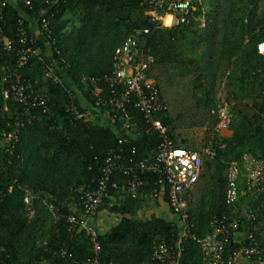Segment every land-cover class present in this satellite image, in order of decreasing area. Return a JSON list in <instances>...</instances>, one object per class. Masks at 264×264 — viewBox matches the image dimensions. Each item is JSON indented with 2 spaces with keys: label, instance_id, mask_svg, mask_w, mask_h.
Listing matches in <instances>:
<instances>
[{
  "label": "trees",
  "instance_id": "obj_1",
  "mask_svg": "<svg viewBox=\"0 0 264 264\" xmlns=\"http://www.w3.org/2000/svg\"><path fill=\"white\" fill-rule=\"evenodd\" d=\"M29 1L32 9L7 0L1 24L4 35L15 38L22 16L30 21L47 11L52 59L43 63L33 58L21 71L37 82V93L43 88L48 104L45 111L27 112L12 96L5 97V71L16 68L17 56L0 44V140L23 123L13 148L0 149V264H84L94 256L91 238L83 229L71 231L68 222L70 216L80 217L82 192L95 186L108 154L119 149L121 138L128 139L124 145L128 155L136 149L135 159L151 161L156 156L162 139L158 132H148L132 106L128 110L138 123L132 134L122 129L121 118L112 124V114L106 112L104 123L74 120L68 113L69 92L44 79L45 65L56 64L65 75L64 86L76 88L71 89L79 106L81 96L94 105L96 99L85 90L83 78L95 79L108 96L112 89L104 77L113 72L116 49L143 29L149 33L141 45L152 57L147 73L167 106L155 119L162 121L175 146L196 150L203 158L201 177L189 192L195 238L184 242L181 264H204L197 240L212 233L211 222L223 216L239 219L241 231L253 232L260 257L264 191H246L250 206L245 210H239V198L227 204L226 192L231 163H238L244 173L246 158L264 157V53L259 50L264 44V0H203L205 10L195 1V16L204 18V28L195 20L172 28L153 25L145 15L146 0ZM28 29L35 38L34 49L48 51L32 25ZM222 101L232 116L230 135L216 130ZM195 110L205 116L204 144L198 151L175 126ZM146 180L148 184L132 196L126 191L127 177L113 175L117 187L110 188L99 212L118 216L120 221L108 231L97 230L103 264H159L153 261V246L163 239L169 243L178 239V225L172 218L138 217L147 203L159 206L151 194L161 187L160 178L149 174ZM241 181L239 189L245 190L244 177ZM250 215L256 217L252 226ZM236 245L232 238L226 255Z\"/></svg>",
  "mask_w": 264,
  "mask_h": 264
},
{
  "label": "built area",
  "instance_id": "obj_2",
  "mask_svg": "<svg viewBox=\"0 0 264 264\" xmlns=\"http://www.w3.org/2000/svg\"><path fill=\"white\" fill-rule=\"evenodd\" d=\"M15 4L24 3L27 9H32L29 0H13ZM198 0H146V12L151 24L162 28H172L181 25H188L193 20L200 22V28L205 27L203 17L195 16L198 10L194 4ZM7 0H0V44L8 53L17 56L15 69L5 71L4 82L8 84V89L4 95L6 98L12 96L13 99L24 105L27 112L37 108H47V97L43 91H35L37 82L27 78L22 73V68L30 64L31 59L35 58L45 63L46 59H52L51 53V31L50 22L46 17L47 11H41L37 18L29 19L22 16L18 21V30L15 38H8L3 33L2 22L4 20V9ZM28 19L29 26L34 25L38 29V34L44 39L48 51L41 53L34 49L35 38L29 34L26 24ZM35 30V29H34ZM149 33V29L137 31L128 37L124 43L115 51V64L113 72L104 77L106 83L112 89L108 96H104L103 88L96 86L93 78L84 77L82 83L85 90L96 99L94 105L87 98L81 96V105L76 102V97L72 90L74 87L67 86L63 71L56 64L45 65L44 79H52L55 83L62 85L70 94L71 104L68 113L74 120L86 122H98L100 117L106 119L107 114H112V124L117 119L124 121L122 129L127 134L133 133V128L138 125L134 116L128 110L132 106L134 111L139 113L146 122L149 131H156L162 139L156 156L151 161L137 160L133 157L136 149L130 151L128 155L124 150V145L128 142L127 138L119 140V149L113 150L108 154L104 166L100 169V176L95 181L94 187H89L81 194L82 216L77 218L73 215L69 217L71 231L79 228L86 231L93 244L94 256L88 258L84 264H103L100 260L101 246L97 241V230L87 226L86 219L95 218L99 214V208L104 199L109 196L111 187L116 188V183L112 182L115 173L127 177L126 191L135 196L139 190L148 184L146 180L149 174L159 176V189H155L151 194V199L164 200L172 212V219L178 225V239L169 243L165 239L153 246L152 258L159 264H181L184 242L193 235V224L190 217L191 196L189 192L201 177L203 169V158L199 152L187 148L177 147L169 139L167 128L160 119H155V115L165 112L167 106L160 96L159 87L155 79L149 77L148 68L152 57L147 55V51L142 47V39ZM36 35V38L38 37ZM264 48V44L260 45ZM264 53V52H262ZM60 72V74L58 72ZM70 87V88H69ZM73 88V89H71ZM70 89V90H69ZM83 101L89 104L90 109L84 106ZM103 110L104 112H100ZM135 121V122H132ZM232 123V116L228 109V104L222 101L218 106V133H228ZM23 123L16 124L15 128L5 133L0 140V149L8 151L13 148L19 133V128ZM207 154L213 155L211 151ZM245 179L246 191L250 194L261 193L264 191V157L246 158L244 173L238 163H231L227 173L228 189L226 192V203L237 202L240 194V178ZM167 198V201L165 200ZM25 203H29V196H25ZM85 218V219H84ZM249 221L253 225L256 217L249 216ZM80 220V221H79ZM264 227V223H261ZM212 233L197 240L203 254L204 264H238L241 260L250 261L259 258L260 250L257 241L251 230H242L240 220L223 216L215 218L211 222ZM235 234H241V239L236 241L234 247L228 255L232 238ZM226 255V256H225ZM113 264V263H107Z\"/></svg>",
  "mask_w": 264,
  "mask_h": 264
},
{
  "label": "crops",
  "instance_id": "obj_3",
  "mask_svg": "<svg viewBox=\"0 0 264 264\" xmlns=\"http://www.w3.org/2000/svg\"><path fill=\"white\" fill-rule=\"evenodd\" d=\"M12 3H15L13 0H9ZM34 29L36 31V35L38 34V29L37 27L34 25ZM40 38V35L38 34V37ZM83 104L85 107H87L88 109H90L89 104H87L86 102L83 101ZM106 121V119H104L103 117H100L98 119L99 123H104ZM230 133H228V135H230ZM243 181V177L242 179L240 178V181ZM241 181V182H242ZM246 189L244 190L242 187H240V197H239V210L243 209L245 210L246 208H248L249 203H250V199L248 198L247 194H246ZM152 201V200H151ZM159 206L157 207L155 205L154 202H150L147 203L144 207L143 210H141L138 214L139 218H150V217H169L172 218V215L169 212V208L166 204V202L164 200H159ZM82 216V213L79 215ZM85 219V218H84ZM86 224L89 227H92L96 230L99 231H108L109 229H111V227H113L116 223H118L120 221V218L118 216H113L105 211L99 212V214L95 217V218H91V219H86ZM241 234H235L233 236V240L236 242L238 240L241 239ZM258 242H259V247L262 251V255L257 258V259H253L250 261H244L241 260L238 264H264V232H261L259 238H258Z\"/></svg>",
  "mask_w": 264,
  "mask_h": 264
},
{
  "label": "rangeland",
  "instance_id": "obj_4",
  "mask_svg": "<svg viewBox=\"0 0 264 264\" xmlns=\"http://www.w3.org/2000/svg\"><path fill=\"white\" fill-rule=\"evenodd\" d=\"M199 3H202L203 0H198ZM204 10L207 9L206 5L203 6ZM260 52H264V48L259 47ZM205 116L203 111L195 110L190 114H187L185 118L180 120L175 126L181 133H183L184 138L189 139L188 143L193 142L194 147L197 148V151L202 148L204 144V135H205ZM184 148V147H183ZM196 151V150H194Z\"/></svg>",
  "mask_w": 264,
  "mask_h": 264
}]
</instances>
